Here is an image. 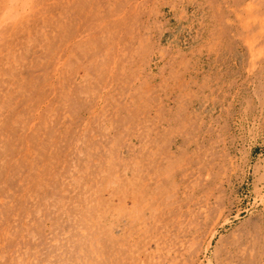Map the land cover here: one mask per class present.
<instances>
[{
	"label": "rangeland",
	"instance_id": "374dc122",
	"mask_svg": "<svg viewBox=\"0 0 264 264\" xmlns=\"http://www.w3.org/2000/svg\"><path fill=\"white\" fill-rule=\"evenodd\" d=\"M0 264H264V0H0Z\"/></svg>",
	"mask_w": 264,
	"mask_h": 264
},
{
	"label": "bare ground",
	"instance_id": "6f19581e",
	"mask_svg": "<svg viewBox=\"0 0 264 264\" xmlns=\"http://www.w3.org/2000/svg\"><path fill=\"white\" fill-rule=\"evenodd\" d=\"M23 1V0H22ZM22 3V2H21ZM26 3H28V2H26ZM25 4V3H24ZM23 7V6H22ZM9 9V8H8ZM13 18V17H12ZM82 94H83V92H82ZM56 176V175H55ZM172 197V196H171ZM46 201V200H45ZM82 232V231H81ZM88 232V231H87ZM83 236V235H82Z\"/></svg>",
	"mask_w": 264,
	"mask_h": 264
}]
</instances>
